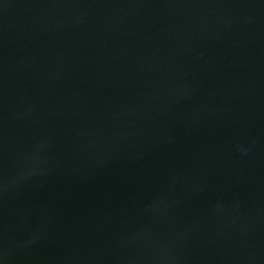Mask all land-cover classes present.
<instances>
[{"label":"water","instance_id":"95a60500","mask_svg":"<svg viewBox=\"0 0 264 264\" xmlns=\"http://www.w3.org/2000/svg\"><path fill=\"white\" fill-rule=\"evenodd\" d=\"M0 264H264V0H0Z\"/></svg>","mask_w":264,"mask_h":264}]
</instances>
